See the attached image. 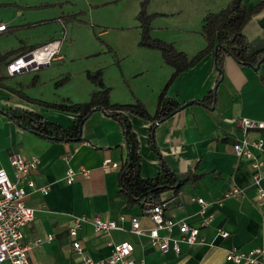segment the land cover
<instances>
[{
  "label": "crops",
  "instance_id": "obj_1",
  "mask_svg": "<svg viewBox=\"0 0 264 264\" xmlns=\"http://www.w3.org/2000/svg\"><path fill=\"white\" fill-rule=\"evenodd\" d=\"M68 1L0 0V26L7 27L5 31H0V36L9 31H31L50 23L59 24ZM231 1L174 0V15L178 17L174 19L177 30L172 44L189 57L206 49L207 42L202 35L203 19L210 13L223 10ZM262 3L264 0H244V5L250 9ZM139 5L137 3L135 18L140 13ZM163 12L170 14L162 7L152 14ZM137 28L140 29L139 22ZM103 33L106 31L99 32ZM52 35L46 40L40 36L36 37L38 40H27L31 44L26 48L37 49L58 42L61 52L50 66L19 73L27 75L25 81L31 85L48 81L42 69L51 68L56 63L59 66L66 61L62 53L64 44L69 41L67 35L57 31ZM245 35L255 50L264 51V8L248 23ZM135 38L138 40L137 35ZM134 50L133 46L128 54L117 51L120 69L113 75L103 72L104 83L110 89L112 104L141 102L154 115L159 96L172 78L174 69L170 66L171 69H165L162 74L133 80L136 76L166 65L162 53L154 51V55L144 53L141 65L131 71L126 61ZM214 64V57L207 56L175 79L167 92L169 97L186 105L202 100L215 90L216 102L213 106L188 104L157 125L153 132L150 131V122L131 117L140 141L142 176L156 178L160 160H163L181 178L178 190L168 189L161 195V201L168 205L166 217L200 229V243L196 246L182 244L179 256L173 250L162 254L147 236L132 232L134 219L140 221L145 231L152 229L153 223L147 207L138 204L128 206V200L121 192L119 173L127 150L124 129L116 120L99 110L84 123L80 142L50 140L24 128L15 116L25 112L37 114L66 129L73 125L76 115L30 102L15 92L0 88V169L15 180L10 156L20 153L27 158L38 157L40 165L33 179L38 187L51 186L48 195L32 193L26 188L30 194L26 204L35 209L36 218L24 227L23 242L28 245L43 241L29 252L30 264H78L79 258L73 248L75 240L70 236V229L79 217L88 220L99 217L115 221L123 227L109 234H99L91 224L82 226L77 240L96 261L107 259L113 245L128 242L134 246L132 259L136 264H234L226 260L228 251L237 249L248 253L264 243V209L253 203L256 196L253 169L250 162L238 158L234 153L237 143L264 142V131L250 130L245 133L242 128L243 119L264 123V62L260 66L243 65L229 57L223 64L221 77ZM101 68L98 65L90 70L103 71ZM4 73L8 75L7 67ZM20 86L25 84L20 82L10 88L17 91ZM97 90L90 89L88 97H92ZM91 97L82 100L69 98L74 104H81L89 102ZM252 151L264 160V150L259 152L252 148ZM106 160L118 164L119 168L105 171L102 166ZM81 168L90 171L89 177L78 173L75 182L68 185L65 179L68 170L79 171ZM234 188L245 190V197L226 198V194ZM197 199L205 201L206 207ZM220 230L228 233V237L219 236ZM160 234L172 239L181 237L178 228L172 232L161 231Z\"/></svg>",
  "mask_w": 264,
  "mask_h": 264
},
{
  "label": "trees",
  "instance_id": "obj_2",
  "mask_svg": "<svg viewBox=\"0 0 264 264\" xmlns=\"http://www.w3.org/2000/svg\"><path fill=\"white\" fill-rule=\"evenodd\" d=\"M147 2L141 4L137 20L141 29V45L157 49L162 53L164 62L174 69L172 78L161 92L158 99V108L154 115H151L145 105L141 102L130 105L112 104L110 100V89L103 79V71H89L88 80L98 90L92 94L91 100L81 104H49L38 102L43 106L56 109L62 112L76 115V120L69 128H62L58 124L45 120L42 116L33 113H23L15 118L22 126L34 133L50 140L76 142L82 134V128L88 118L96 111H102L116 120L124 129L127 156L120 167L119 186L121 192L127 198L128 206L136 204L147 207L148 204H156L161 201V195L168 189L178 190L181 178L174 173L168 165L160 160L159 174L156 178L147 179L142 176V158L140 154V141L133 129L131 117L136 116L152 124L151 132L155 127L176 114L182 107L197 103L204 106H213L216 102V91H211L202 100L194 101L186 105L167 95L169 87L174 80L189 69L202 62L207 56H213L215 69L222 76L223 64L229 57L243 65H258L264 62V51L255 50L245 35V28L252 18L264 8V3L250 9L244 5V0H232L226 8L210 13L203 19L202 35L207 47L194 57H189L180 52L174 44H170L151 36L152 20L155 15L147 13ZM7 28V27H6ZM2 32V31H1ZM39 49V48H38ZM37 48H21L6 54H0V88L15 92L20 97L30 102H35L24 94L11 89L4 84L8 76L4 73L7 65L20 57H23ZM34 84V83H33Z\"/></svg>",
  "mask_w": 264,
  "mask_h": 264
},
{
  "label": "built area",
  "instance_id": "obj_3",
  "mask_svg": "<svg viewBox=\"0 0 264 264\" xmlns=\"http://www.w3.org/2000/svg\"><path fill=\"white\" fill-rule=\"evenodd\" d=\"M6 26L1 25L0 31H5ZM59 43H50L33 51L19 59L14 60L7 66L9 76H15L24 71L39 70L41 67H47L60 56ZM32 55L33 59L27 61L26 58ZM242 128L245 133L250 130L264 131V123H258L248 119L242 120ZM252 148L259 152L264 150V142L262 140L249 143H237L234 146V153L240 159H245L250 162L253 169V186L256 190V196L253 203L258 208L264 209V160L257 157L252 151ZM10 165L15 173V180H12L4 169H0V264H30L29 252L36 246H39L43 241L38 240L32 244H24L23 229L32 223L36 218L35 209L27 206L26 199L30 195L26 188L28 187L32 193H40L48 195L51 186L38 187L33 179L34 173L37 172L40 159L38 157L27 158L20 153H15L10 156ZM103 169L109 172L112 169L119 168V165L110 160L103 163ZM81 174L88 178L90 171L81 168L79 171L69 169L66 174L68 185L75 182L76 175ZM246 191L239 188H234L226 198L245 197ZM204 208L206 202L202 199H197ZM166 202L156 204H148L147 212L153 223L152 229L145 231L138 219L132 221V232L138 236H147L151 244L156 247L162 254H167L170 250L179 256L181 254V245L196 246L200 243V229L190 227L184 221H174L166 217ZM91 224L96 233L109 234L111 231L122 230L115 221L103 220L95 217L88 220L85 217H79L75 220L70 229V236L75 240L73 248L76 256L79 258L78 264H136L132 259L134 246L131 243L125 242L119 245H113L112 253L107 259L96 261L84 249L82 244L77 240L79 230L84 224ZM174 228H178L181 234L180 239H172L168 236H162L161 231L172 232ZM218 235L226 238L228 233L223 230L218 232ZM52 239V237H49ZM226 260L234 264H264V243L256 247L251 252L244 253L237 249L228 251Z\"/></svg>",
  "mask_w": 264,
  "mask_h": 264
},
{
  "label": "rangeland",
  "instance_id": "obj_4",
  "mask_svg": "<svg viewBox=\"0 0 264 264\" xmlns=\"http://www.w3.org/2000/svg\"><path fill=\"white\" fill-rule=\"evenodd\" d=\"M143 2L144 0H115L111 2L109 0H69L64 6L65 14H61L60 20L62 21H58L59 24L50 23L49 26L31 31L6 32L2 37L0 36V54L21 50L31 44L27 43L28 41L38 40L37 36L44 37L46 40L49 36H54L52 34L56 31L66 34L69 41L63 46L62 54L66 61L60 63L59 66L56 63L51 68L41 70L44 78L48 79L47 82L31 85L25 81L27 75L17 74L8 77L4 84L14 87L23 82L25 86H20L17 91L31 98L37 104H39L38 102L74 104L69 97L75 100H82L84 97L90 98V95L88 97L90 89L92 91L97 89L87 78V73L91 71L90 68L100 65L103 72L113 75L120 69L118 56L116 57L117 51L119 50L121 54H128L127 52L133 46L135 47L134 54L126 61L131 71L141 65L144 53L148 55L151 53L154 55L155 52L160 53L157 49L141 45L142 39L139 31L141 29L137 28L138 20L135 18V12L137 3L140 4L141 10ZM160 7L169 10L170 14L164 12L152 14L154 10H160ZM146 9L148 14L155 15L151 25L152 38L162 37L158 40L172 44L177 30L174 27V19L178 17V15H174V0H170V2L168 0H148ZM118 26L124 27L119 28ZM100 31H106V33L99 34ZM54 67L59 69H54ZM165 69H171V67L167 64L163 65L162 68L152 69L150 72L134 77L133 80L162 74ZM47 72L50 74H45ZM66 74L69 76L66 77ZM104 76L103 73V78ZM51 78H53L52 81ZM171 87L172 85L170 89Z\"/></svg>",
  "mask_w": 264,
  "mask_h": 264
},
{
  "label": "water",
  "instance_id": "obj_5",
  "mask_svg": "<svg viewBox=\"0 0 264 264\" xmlns=\"http://www.w3.org/2000/svg\"><path fill=\"white\" fill-rule=\"evenodd\" d=\"M32 59H33L32 55H29V56L26 58L27 61L32 60ZM41 68H43V67H41ZM182 109H184V107H182L180 110H182ZM178 112H179V111H178ZM81 140H82V134L76 139V142H80Z\"/></svg>",
  "mask_w": 264,
  "mask_h": 264
}]
</instances>
